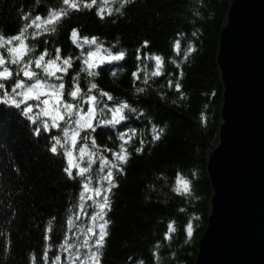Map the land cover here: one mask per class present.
Wrapping results in <instances>:
<instances>
[{
  "label": "trees",
  "instance_id": "16d2710c",
  "mask_svg": "<svg viewBox=\"0 0 264 264\" xmlns=\"http://www.w3.org/2000/svg\"><path fill=\"white\" fill-rule=\"evenodd\" d=\"M230 1L97 0L84 8L91 0H77V11L63 0H0V43L11 41L0 49V71L11 73L0 78V264H97L105 222L99 264H192L211 195L204 154L219 123L214 60ZM61 10L66 14L46 23ZM22 30L27 50L14 56L8 49L20 45L12 38ZM96 49L123 56L92 66L90 76L85 61ZM49 60H56L52 76L44 70ZM27 61L32 81L65 85L52 90L62 114L54 125L39 110L43 97H23L32 82L21 71ZM17 82L23 87L14 92ZM88 105L91 127L80 123L70 144L71 121ZM178 178L188 183L186 193L176 191Z\"/></svg>",
  "mask_w": 264,
  "mask_h": 264
},
{
  "label": "water",
  "instance_id": "95a60500",
  "mask_svg": "<svg viewBox=\"0 0 264 264\" xmlns=\"http://www.w3.org/2000/svg\"><path fill=\"white\" fill-rule=\"evenodd\" d=\"M221 88L211 192L192 264H264V0H231L219 31Z\"/></svg>",
  "mask_w": 264,
  "mask_h": 264
},
{
  "label": "snow or ice",
  "instance_id": "6c2138e0",
  "mask_svg": "<svg viewBox=\"0 0 264 264\" xmlns=\"http://www.w3.org/2000/svg\"><path fill=\"white\" fill-rule=\"evenodd\" d=\"M96 2H97V0H91V4H89V3H84L83 6H84V8H91L93 5L96 4ZM126 2H127V0H124V3H126ZM105 3H107V0H105ZM63 4H64V5H68L70 8H73V9H75V10H77V11L80 10V4L77 2V0H63ZM121 7H123V4H121ZM105 11H106V10L103 9V8H101V9L98 11L97 14L100 16V18H103V13H104ZM117 11H119V9H117ZM107 13H108V15H111V14H112V12H111L110 9L107 10ZM65 14H66V13H65L63 10H61L60 12H54V13H51V17H52V19H50L49 21H46V23H51L53 19H59L61 16L65 15ZM23 19L27 20L28 17L25 16V17H23ZM40 19H41V18H40L39 16L36 17V20H37V21L40 20ZM33 23H35V21H33ZM30 26H31V25H27V26H25V29H24V30H26V28H27V27H30ZM36 26L39 27V25H36ZM24 30H22V31L20 32V34H18L17 36H15V37L12 38V39H14V40H20V45H18L17 47H14V48H10V49H8V51H9L10 53H12L14 56H16L17 52H18L20 49H25V50H27V45H25L23 39H21V38L23 37ZM72 37L74 38L73 42L75 43V38L77 37V32H76L75 30H73V32H72ZM10 42H11V41H7V40H5L4 43H0V49H2V48L4 47V44H5V43H10ZM57 53H59V49H57ZM45 55H46V54H45ZM45 55H41V56H39V59H37V60L35 61V66H36L37 68H41V67H42V62L45 61ZM92 55H93V54L90 53V54H89V57L91 58ZM122 56H123V54L121 53L120 56H114V57H112L111 59H113V60H118V59L122 58ZM20 59H22V57H16V59H14L12 62H13V63H18ZM59 59H60V57H59V55H57V56H56V60H59ZM56 60H49V61H47V65L44 66V70H45L46 75H48V76H52V75H54V73L49 72L48 69H49V68H52V67L55 66V64H56ZM156 60H157V67H159V62H160V61H159V58L157 57ZM4 62H5V61H4V57H3L2 54H0V65L4 64ZM30 63H32V61H27V62L25 63V65H24V67L21 69V71H23V74H24L25 77H27V78H29V79H32L33 77L36 76V74H35L34 72H32V71L25 70V69H27L28 64H30ZM63 63H64V64H70V61H68V60H64ZM85 63H87V61H85ZM61 70H62V69H59V68L56 69V71H61ZM82 71H83V69H82ZM158 74H159V73H153V75H158ZM10 75H11V73L9 72L8 68H4L3 71H0V78H6L7 76H10ZM88 75H90V76H94V75H96V73H95L94 71H92V65H89V66H88ZM57 79H59V77H57ZM41 85L47 86V87H49V88H50L51 90H53V91H55V90H57V89L63 90L64 87H65V85L62 84V83H61V84H58V85H47L46 81H42V80H40V79L37 77V79H36V83L33 84V85H31V86H29L28 91H32L34 88L39 87V86H41ZM2 87H3V85L0 84V88H2ZM22 87H23L22 82H17V83L15 84V88L13 89V91L15 92L16 89H20V88H22ZM96 87H97L96 84H92V88H93V89H95ZM176 87H177V90H179V85H178V84L176 85ZM70 95H71V97H72L73 99H76V98H77V95H78V89H77L76 91H72V92L70 93ZM89 100H90L91 102H93V103H98V102L96 101V98H95V97H89ZM43 103H44V104H48L49 101H48V100H44ZM17 106H19V105L17 104ZM124 107H127V105H122V106H121V108H124ZM72 108H73V105H71V104H67V105H65V109H66V110H69V117H71V115H72V113H71V111H70ZM121 108H117V109L114 110V118H113V121H111V122H117L116 117L119 115V113H120V111H121ZM31 110H32V109H31L30 107L27 108V109H24V111H27V112H30ZM119 118H120V119H123V117H119ZM81 126H83V125H81ZM87 126H88V127H91L90 124H88ZM46 129H47V125H45V130H46ZM154 139H159V136H158V135L155 136ZM57 143H59V141H57ZM56 151H57V149H56L55 147H52V148H51V152L55 153ZM118 159H119L121 162H126V161H127V156L124 155V154H121V155L118 156ZM80 171H81V173H83V172L86 171V169H81ZM69 174H71V173H69ZM107 178H108L109 183H111V181H112V173H111V172L108 173V177H107ZM177 185H178V187L176 188V191H177L178 193L181 192V191H183V192L186 193V192L188 191V183H187L186 181H184V180L178 178V180H177ZM112 187H115V184H112ZM85 189L87 190V185H85ZM96 192H97V195H99V190H98V189L96 190ZM82 198H83V197H82ZM104 201H105L104 204L100 205L101 212H103V210H104L106 207H108V197H107V196L104 197ZM99 215H100V214L98 213V216H99ZM96 218H97V217H93V219H96ZM100 218H102V216H100ZM106 228H107V222H105L104 224H101V225H100L99 238H98L97 241H96L97 253H98V251H99V248L103 246L104 239H105V237H106V235H107ZM169 229L171 230V225L169 226ZM97 253H94L93 256H94L95 260L97 261V264H99V256H98Z\"/></svg>",
  "mask_w": 264,
  "mask_h": 264
},
{
  "label": "rangeland",
  "instance_id": "374dc122",
  "mask_svg": "<svg viewBox=\"0 0 264 264\" xmlns=\"http://www.w3.org/2000/svg\"><path fill=\"white\" fill-rule=\"evenodd\" d=\"M91 54H93L91 58L88 55V61L86 64L87 66L89 65L95 66L97 64L110 63L113 60L111 59L112 57H110L109 55H103L102 53H100L99 49L94 50ZM48 71L54 73L55 68H49ZM35 83H36V80L32 81L30 83V86ZM23 97L31 98V99L43 97V100H41V103H40L39 110L43 111V115L47 114L46 117L51 122L52 125H54V123H57L58 121L61 120L62 114L60 111L59 97L55 92H53L47 86L41 85L39 87L34 88L32 91H28V88H27V90L23 92ZM44 100L49 101L48 106H45V104L43 103ZM92 119H93V112L90 109V105H88L87 111L82 116L77 115L76 118L71 121L72 134L69 137L70 144L74 142V136L78 128L80 127V123L88 125L91 123ZM66 156H67L68 162H70L71 159L74 160V158H72L71 151H68V154Z\"/></svg>",
  "mask_w": 264,
  "mask_h": 264
}]
</instances>
